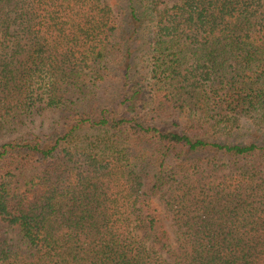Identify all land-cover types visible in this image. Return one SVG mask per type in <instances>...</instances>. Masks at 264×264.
<instances>
[{
    "label": "trees",
    "instance_id": "16d2710c",
    "mask_svg": "<svg viewBox=\"0 0 264 264\" xmlns=\"http://www.w3.org/2000/svg\"><path fill=\"white\" fill-rule=\"evenodd\" d=\"M169 1L0 0V264H264V0Z\"/></svg>",
    "mask_w": 264,
    "mask_h": 264
},
{
    "label": "rangeland",
    "instance_id": "374dc122",
    "mask_svg": "<svg viewBox=\"0 0 264 264\" xmlns=\"http://www.w3.org/2000/svg\"><path fill=\"white\" fill-rule=\"evenodd\" d=\"M177 0H171L169 1V4H173ZM58 119V115L56 114H47L44 115L42 118L37 119L36 122V130L35 131H49L54 128V124L56 123ZM248 136H243L242 138H239L240 141L247 139ZM238 140V141H239Z\"/></svg>",
    "mask_w": 264,
    "mask_h": 264
}]
</instances>
